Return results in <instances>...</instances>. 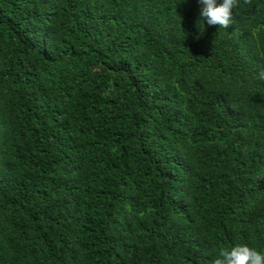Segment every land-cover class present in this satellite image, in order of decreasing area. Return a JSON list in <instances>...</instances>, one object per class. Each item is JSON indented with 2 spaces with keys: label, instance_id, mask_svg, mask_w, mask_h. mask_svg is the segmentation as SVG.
<instances>
[{
  "label": "trees",
  "instance_id": "1",
  "mask_svg": "<svg viewBox=\"0 0 264 264\" xmlns=\"http://www.w3.org/2000/svg\"><path fill=\"white\" fill-rule=\"evenodd\" d=\"M201 7L0 0V264L264 254V0Z\"/></svg>",
  "mask_w": 264,
  "mask_h": 264
},
{
  "label": "clouds",
  "instance_id": "2",
  "mask_svg": "<svg viewBox=\"0 0 264 264\" xmlns=\"http://www.w3.org/2000/svg\"><path fill=\"white\" fill-rule=\"evenodd\" d=\"M197 2L202 6L199 12L201 20H206L209 26H219L223 29L232 23L233 9L240 5V0H222L219 5L217 0ZM243 3L250 4L251 0H243ZM259 78L264 79V70L260 71ZM212 264H264V254L246 244H237L220 249Z\"/></svg>",
  "mask_w": 264,
  "mask_h": 264
}]
</instances>
